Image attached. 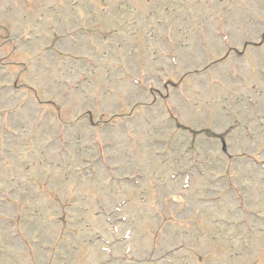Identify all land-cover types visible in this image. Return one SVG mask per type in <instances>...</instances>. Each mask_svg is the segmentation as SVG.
Here are the masks:
<instances>
[{"label":"rangeland","instance_id":"obj_1","mask_svg":"<svg viewBox=\"0 0 264 264\" xmlns=\"http://www.w3.org/2000/svg\"><path fill=\"white\" fill-rule=\"evenodd\" d=\"M0 264H264V0H0Z\"/></svg>","mask_w":264,"mask_h":264}]
</instances>
